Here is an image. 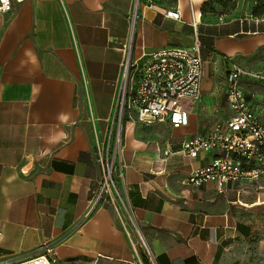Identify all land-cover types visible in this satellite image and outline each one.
I'll return each instance as SVG.
<instances>
[{
    "label": "crops",
    "instance_id": "1",
    "mask_svg": "<svg viewBox=\"0 0 264 264\" xmlns=\"http://www.w3.org/2000/svg\"><path fill=\"white\" fill-rule=\"evenodd\" d=\"M136 1L13 0L0 14V261L48 245L57 264H228L238 243L264 233V179L231 183L223 194L214 183L187 185L213 155L192 159L181 147L229 117L227 57L264 74L235 59L264 46V18L202 15L209 0ZM169 9L182 19L165 17ZM196 32L205 64L201 100L186 105L189 124L147 125L128 113L117 180L125 206L118 213L103 202L84 219L102 179L96 141L112 123L128 50L141 60L190 46ZM249 83L264 85L242 82L264 123V93L246 91ZM217 100L225 112L211 121Z\"/></svg>",
    "mask_w": 264,
    "mask_h": 264
},
{
    "label": "built area",
    "instance_id": "2",
    "mask_svg": "<svg viewBox=\"0 0 264 264\" xmlns=\"http://www.w3.org/2000/svg\"><path fill=\"white\" fill-rule=\"evenodd\" d=\"M12 9L13 0H0V14H8ZM164 15L176 21L182 19L176 9L166 10ZM196 23L194 15L192 25L195 29ZM227 60L231 63L226 74L229 117L210 133L191 136L181 146L192 159L204 151L213 155L208 163L193 168L185 183L191 186L214 183L220 194L225 193L231 183L264 179V123L242 88L244 81L264 85V74L241 67L230 57ZM204 64L197 32L190 46L161 48L141 60H133L131 50H128L112 123L105 137L96 141L102 179L84 219H88L103 202L109 201L118 213L120 207L125 206L117 180L122 179L123 125L127 114L132 113L137 122L147 125L161 122L173 128L187 126L190 114L186 105L198 102L202 97ZM147 253L152 257L148 248ZM0 264H57V259L53 247L46 245L37 255L0 261Z\"/></svg>",
    "mask_w": 264,
    "mask_h": 264
},
{
    "label": "rangeland",
    "instance_id": "3",
    "mask_svg": "<svg viewBox=\"0 0 264 264\" xmlns=\"http://www.w3.org/2000/svg\"><path fill=\"white\" fill-rule=\"evenodd\" d=\"M250 4V0H239L236 9L226 15L225 18L227 20L241 19L244 22L245 18L251 22L256 20L251 16ZM249 26L252 27V24ZM256 30L262 31L261 29ZM133 49L136 52V47L134 48L133 46ZM235 59L238 63L245 67L264 72V46L261 47L255 54L241 55ZM245 90L248 92L264 93V88L262 86L251 83L245 86ZM210 106L212 109L215 108L213 115L211 116V121L215 116H221L225 112L224 104H220L219 100L215 101V104ZM121 214L126 221L127 226L132 230L135 238L145 249V244L142 241V237L140 235L141 228L139 227L138 223L129 215L126 210H122ZM146 264H153L149 257L146 259ZM228 264H264V233L258 234L251 239L238 243L232 251V255L228 261Z\"/></svg>",
    "mask_w": 264,
    "mask_h": 264
},
{
    "label": "trees",
    "instance_id": "4",
    "mask_svg": "<svg viewBox=\"0 0 264 264\" xmlns=\"http://www.w3.org/2000/svg\"><path fill=\"white\" fill-rule=\"evenodd\" d=\"M166 1V0H161ZM239 0H209L203 5L202 15L213 14L225 18L237 7ZM251 16L255 19L264 18V0H251Z\"/></svg>",
    "mask_w": 264,
    "mask_h": 264
},
{
    "label": "water",
    "instance_id": "5",
    "mask_svg": "<svg viewBox=\"0 0 264 264\" xmlns=\"http://www.w3.org/2000/svg\"><path fill=\"white\" fill-rule=\"evenodd\" d=\"M138 2H139V0L136 1V5L138 4ZM144 243H145V241H144Z\"/></svg>",
    "mask_w": 264,
    "mask_h": 264
}]
</instances>
